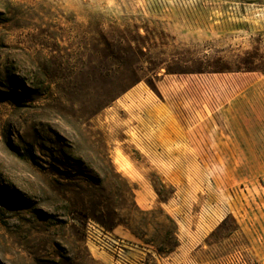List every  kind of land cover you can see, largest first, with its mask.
<instances>
[{
  "label": "rangeland",
  "instance_id": "obj_1",
  "mask_svg": "<svg viewBox=\"0 0 264 264\" xmlns=\"http://www.w3.org/2000/svg\"><path fill=\"white\" fill-rule=\"evenodd\" d=\"M0 264H264V0H0Z\"/></svg>",
  "mask_w": 264,
  "mask_h": 264
},
{
  "label": "trees",
  "instance_id": "obj_2",
  "mask_svg": "<svg viewBox=\"0 0 264 264\" xmlns=\"http://www.w3.org/2000/svg\"><path fill=\"white\" fill-rule=\"evenodd\" d=\"M253 57V60H249L247 61V63H244V64H247L246 68L247 70H253V68H256V64L254 59L256 58V56H252ZM116 59L120 60L121 59V56H116L115 57ZM249 64V65H248ZM126 187L127 189L129 190V194H133V189L130 188L128 186V184H126ZM134 203V202H133ZM135 205V204H134ZM135 209L137 211L138 214L140 215H153L154 213L156 212H159V213H163L165 215V218L167 219V221L169 222L170 224V231L167 232V238H169V236L172 237L171 241L169 239H167L165 241V246H161V245H156L155 244V240L154 239H150V240H146L144 238V235L141 234V231H139V229L134 225V219L131 215H127L125 217V220L124 221H118L117 223H112L111 220V216L107 215L106 216V220H105V217L101 216L99 217L100 218V223L104 226H115L117 224H123V226H125L134 236H136L137 238H139L142 242L146 243V244H149V245H153L154 248H155V251L158 255H165V254H168L170 252H172L175 247L177 246V239H176V229H177V225L175 223V221L166 213H164V211L160 208H156V209H151V210H140L136 205H135ZM108 220V221H107ZM106 222H109L108 225ZM157 225V224H156Z\"/></svg>",
  "mask_w": 264,
  "mask_h": 264
},
{
  "label": "built area",
  "instance_id": "obj_3",
  "mask_svg": "<svg viewBox=\"0 0 264 264\" xmlns=\"http://www.w3.org/2000/svg\"><path fill=\"white\" fill-rule=\"evenodd\" d=\"M92 230H100V231H104L103 228H101L100 225H99L98 223H96V222H94V221H89V222L87 223V225H86L87 239H88V240L91 239V240L94 241L95 243H100V242H102V244H103L104 246H106V249H109V250H110V248H111V243H109L108 241H100V238H92V237L90 236V232H91ZM109 240H110V242H114V241H112L111 239H109Z\"/></svg>",
  "mask_w": 264,
  "mask_h": 264
}]
</instances>
